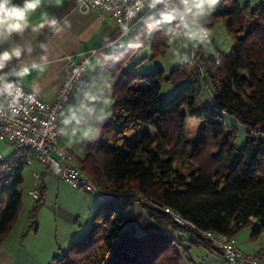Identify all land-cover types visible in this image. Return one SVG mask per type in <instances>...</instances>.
I'll return each mask as SVG.
<instances>
[{
    "label": "trees",
    "instance_id": "16d2710c",
    "mask_svg": "<svg viewBox=\"0 0 264 264\" xmlns=\"http://www.w3.org/2000/svg\"><path fill=\"white\" fill-rule=\"evenodd\" d=\"M223 3L207 15L205 25L223 21L234 43L227 52L202 56L209 75L206 81L211 80L215 93L212 104L196 114L203 122L202 130L189 157L207 146L210 136L221 134L219 154H229L226 170L210 172L201 166L175 163L185 125L181 109L195 103L200 68L203 70L196 59L202 52L168 74L162 67L152 73L126 67L146 43H140L146 37L145 27L159 14L142 25L140 42L127 44L121 53L103 62L114 75L109 89L112 110L97 121V135L81 144L82 155L73 154L103 197L96 196L100 203L89 217V229L55 256L53 264H163L162 256L166 257L169 250L175 252V264H181L174 237L180 224L166 207L189 221L193 243L207 242L217 251L203 236L204 230L233 236L255 220L260 227L252 229V236L264 228V0L257 6L249 2L242 6L237 0L229 7ZM168 35L162 23L155 25L151 31L153 57L166 52ZM139 80L149 85L141 86ZM163 81L182 88L173 98L163 100ZM225 113L248 126L244 147L235 146L236 128L226 131ZM30 156L29 150L21 156L12 151L0 163L10 169L7 173L0 169V242L18 219L23 203V169ZM136 197L147 202V216L137 210ZM44 199L45 187L41 185L24 236L31 228L37 230Z\"/></svg>",
    "mask_w": 264,
    "mask_h": 264
},
{
    "label": "crops",
    "instance_id": "0c3cea01",
    "mask_svg": "<svg viewBox=\"0 0 264 264\" xmlns=\"http://www.w3.org/2000/svg\"><path fill=\"white\" fill-rule=\"evenodd\" d=\"M178 1L189 7L195 17L202 14L204 19L216 9V4L208 0ZM77 3L78 0H0V72L14 69L25 85L45 99H53L63 83L68 57L93 47H104L117 33V23L108 11L82 10ZM172 14L175 27L180 28ZM138 39L139 36L129 44ZM103 47L90 59L92 84L89 91L69 103L60 122L61 142L74 155H82L81 144L97 135V121L111 111L113 98L109 89L114 75L103 62L115 56L109 55ZM27 165L31 176L33 171L43 169L36 160ZM38 185L45 187L38 228H31L24 236L31 220V208L37 200L29 192L34 186L31 183L27 187L28 198L22 217L19 212L10 234L0 242V264H53L54 257L60 256L90 227L89 217L100 203L95 195L49 172H44ZM249 240L242 238L240 243L237 238L241 245L251 244ZM238 248L244 254L258 253L250 247L243 246L241 250L238 245ZM210 250L208 257L213 259V264H227L221 252Z\"/></svg>",
    "mask_w": 264,
    "mask_h": 264
},
{
    "label": "built area",
    "instance_id": "2783aa9c",
    "mask_svg": "<svg viewBox=\"0 0 264 264\" xmlns=\"http://www.w3.org/2000/svg\"><path fill=\"white\" fill-rule=\"evenodd\" d=\"M77 7L108 11L117 23V33L104 47H93L74 55L75 58L68 57L63 83L53 99H45L25 85L17 78L14 69L0 72V163L8 155L4 150L11 149L10 152L14 151L16 156L29 150L31 156L26 164L36 160L44 167L41 171H33L36 182L30 194L36 198L40 197L38 183L45 171L74 187L84 188L98 198L103 197L100 187L84 165L62 144L60 124L69 103L81 99L89 91L92 84L90 59L99 49L103 47L109 55H118L132 39L138 38L144 23L168 11L175 14L180 29L186 34H191L196 28L205 37L210 34L192 10L178 0H78ZM165 211L180 226L190 224L170 207ZM202 234L222 252L227 264H261L256 254L241 252L232 236L212 230H204Z\"/></svg>",
    "mask_w": 264,
    "mask_h": 264
},
{
    "label": "rangeland",
    "instance_id": "374dc122",
    "mask_svg": "<svg viewBox=\"0 0 264 264\" xmlns=\"http://www.w3.org/2000/svg\"><path fill=\"white\" fill-rule=\"evenodd\" d=\"M208 1L211 2V4L215 3L216 4L215 8L217 9L221 1L223 0H208ZM237 1L242 6L245 5L247 2H249L252 6H257L261 2V0H237ZM231 4H233V0H224L223 5H225L226 7H229ZM196 14L198 13L196 12ZM199 15H197L198 17L196 18L200 23L205 25V19L203 17L204 15L202 14ZM250 21L251 20L249 19L248 22ZM158 22L164 23L166 29L169 32L168 35L169 45L164 54L153 57L152 56L153 39L151 38V31L153 30L155 25L158 24ZM206 27L209 29V33H210L209 37H205L202 31L199 30L198 28H196L194 32H191V34H186L180 28L175 27L174 15L171 12H166L165 14L161 15L155 22H153L152 25L145 27L146 37H143V40L141 42L139 39L138 41L142 44L146 40V43L143 45V47L140 50H138L137 54L130 59V61L128 62L130 66L126 64V67H128L131 70L138 71L140 73H152L158 67H162L165 70V72L168 74L176 66L184 62H187L189 60H193V56L195 53L199 51L202 52L201 55H198L196 59L197 62L200 65H202L203 70L200 68L201 73L199 74V78H198L199 90L196 96L195 103L192 106L184 105L181 109L182 113L185 114V125L183 130V141L178 147L177 150L178 156L175 160V163L179 162L182 164V166H186V167L201 166L206 170L213 172L219 169L226 170L225 168L227 167L229 161V154L226 153L219 154L221 142H222L221 134H218L216 136L215 135L210 136L208 138L207 146L201 147V150L199 151L198 154L194 155L193 153L192 156L189 157L190 153H192V147L194 143L198 141L199 135L202 130L203 122L196 116V114L200 113L205 105L212 104L215 93V88L211 80L209 81V83H207L206 81L209 78L208 77L209 75L206 71V67L204 61L202 60V56L203 54L208 55L210 53H216L217 51L227 52L233 46L234 40L223 21L217 22L213 26L207 25ZM135 46L139 47L138 45ZM131 49L133 52L134 48ZM193 49L195 50V52ZM132 54L130 52L129 55ZM138 82L139 85L144 87H147L149 85L147 81L139 80ZM181 88H182L181 86L175 85L171 81H163L160 90V97L163 100H169L173 98ZM223 120L226 123V131H228L229 129L231 130L233 128H236V131L238 132L237 138L234 141L235 146L237 148L244 147L248 137L247 134L248 126L242 121H240L235 115L230 113H225L223 116ZM253 132L255 133V131ZM184 142L187 145H189L190 148L185 147ZM4 151L6 154H9L11 149L8 151L7 150ZM183 157H185V160H183L182 163ZM0 169L4 170L5 173L10 171L9 167L4 166L3 163L0 165ZM23 170H24L23 171L24 182L21 184V188L24 192V195H23V203L21 208L22 211H20V218L22 217V213L26 205V200L28 198L27 187L31 185V183H34V186L31 188L33 189L35 187V182H36V178L33 172H32L33 176H31L30 174V169L28 165L25 166V169ZM45 172L48 173L49 171H45ZM43 174L44 172L42 173V178H43ZM31 189H29V192ZM136 203H137V210L147 216L148 215V212L146 210L147 202L145 200H142L141 197L138 198L136 197ZM256 226L260 227L258 221L255 220L252 223V226H244L240 228L233 235L235 237L232 236V238H234L235 243H238L237 238L240 243L242 238L250 239L249 241H251V244L242 243L243 245H241L240 243H238L240 249L243 250L242 248L243 246L245 248L246 247L253 248L254 251L258 252L256 254L258 255V259L261 262V264H264V228H260V231L257 233V235L252 236V229ZM180 229L183 230L182 233L180 232ZM177 233L178 234L176 236L179 239L176 236L174 237L176 240L175 243L176 249L180 252L181 264H213L212 263L213 259L211 257H208L209 256L208 254L211 251L210 249H212L210 247L211 245H207V242L193 243L191 239L194 238L195 236L190 232V229H188V225L179 226ZM174 254L175 252L172 253V250H169V253L167 254L166 257L162 256L161 262L163 264H166L167 262L170 261L171 264H175L176 257L174 256ZM171 255L172 257L170 258Z\"/></svg>",
    "mask_w": 264,
    "mask_h": 264
}]
</instances>
